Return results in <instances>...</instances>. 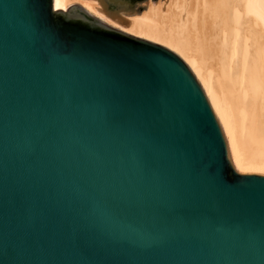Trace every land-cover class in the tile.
I'll list each match as a JSON object with an SVG mask.
<instances>
[{
	"label": "water",
	"instance_id": "water-1",
	"mask_svg": "<svg viewBox=\"0 0 264 264\" xmlns=\"http://www.w3.org/2000/svg\"><path fill=\"white\" fill-rule=\"evenodd\" d=\"M0 264H264V170L169 48L0 0Z\"/></svg>",
	"mask_w": 264,
	"mask_h": 264
},
{
	"label": "bare ground",
	"instance_id": "bare-ground-1",
	"mask_svg": "<svg viewBox=\"0 0 264 264\" xmlns=\"http://www.w3.org/2000/svg\"><path fill=\"white\" fill-rule=\"evenodd\" d=\"M74 2L179 55L212 105L234 168L264 170V0H160L131 14L108 12L97 0H61L55 9Z\"/></svg>",
	"mask_w": 264,
	"mask_h": 264
},
{
	"label": "rangeland",
	"instance_id": "rangeland-1",
	"mask_svg": "<svg viewBox=\"0 0 264 264\" xmlns=\"http://www.w3.org/2000/svg\"><path fill=\"white\" fill-rule=\"evenodd\" d=\"M158 1H160V0H147L142 5H140V6H143V8L141 10H135L134 12L133 11L132 12L131 11H127L126 12V10H120V11H118V10H115V9H109L110 7L107 4H105L102 0H97V2L100 3V4H102L106 8V10L108 12L119 13V14H121V13H127V14L130 13L131 14V13H135V12L136 13H141L142 11L145 10V7H146L147 4H149V3H156ZM74 4L81 5L80 2H74L72 5H74Z\"/></svg>",
	"mask_w": 264,
	"mask_h": 264
},
{
	"label": "snow or ice",
	"instance_id": "snow-or-ice-1",
	"mask_svg": "<svg viewBox=\"0 0 264 264\" xmlns=\"http://www.w3.org/2000/svg\"><path fill=\"white\" fill-rule=\"evenodd\" d=\"M55 7L56 8L62 7L61 0H55Z\"/></svg>",
	"mask_w": 264,
	"mask_h": 264
}]
</instances>
